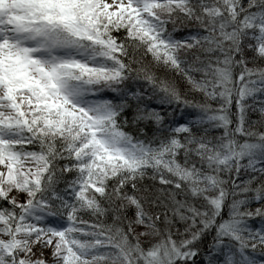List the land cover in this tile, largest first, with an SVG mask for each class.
Masks as SVG:
<instances>
[{
    "label": "snow or ice",
    "instance_id": "obj_1",
    "mask_svg": "<svg viewBox=\"0 0 264 264\" xmlns=\"http://www.w3.org/2000/svg\"><path fill=\"white\" fill-rule=\"evenodd\" d=\"M0 264H264V0H0Z\"/></svg>",
    "mask_w": 264,
    "mask_h": 264
}]
</instances>
